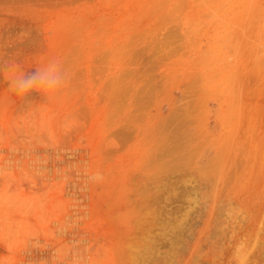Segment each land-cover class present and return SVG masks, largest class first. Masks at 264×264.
Returning a JSON list of instances; mask_svg holds the SVG:
<instances>
[{
	"label": "rangeland",
	"instance_id": "obj_1",
	"mask_svg": "<svg viewBox=\"0 0 264 264\" xmlns=\"http://www.w3.org/2000/svg\"><path fill=\"white\" fill-rule=\"evenodd\" d=\"M0 264H264V0H0Z\"/></svg>",
	"mask_w": 264,
	"mask_h": 264
},
{
	"label": "clouds",
	"instance_id": "obj_2",
	"mask_svg": "<svg viewBox=\"0 0 264 264\" xmlns=\"http://www.w3.org/2000/svg\"><path fill=\"white\" fill-rule=\"evenodd\" d=\"M71 73L61 60L53 58L41 67L27 73H18L10 82V90L18 97L26 98L36 92L52 99L67 86Z\"/></svg>",
	"mask_w": 264,
	"mask_h": 264
},
{
	"label": "bare ground",
	"instance_id": "obj_3",
	"mask_svg": "<svg viewBox=\"0 0 264 264\" xmlns=\"http://www.w3.org/2000/svg\"><path fill=\"white\" fill-rule=\"evenodd\" d=\"M244 254V253H243Z\"/></svg>",
	"mask_w": 264,
	"mask_h": 264
}]
</instances>
